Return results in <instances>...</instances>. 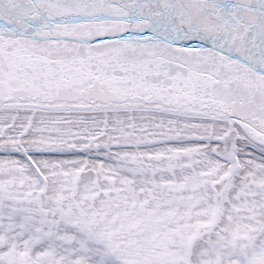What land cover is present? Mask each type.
I'll use <instances>...</instances> for the list:
<instances>
[{"label": "snow or ice", "instance_id": "6c2138e0", "mask_svg": "<svg viewBox=\"0 0 264 264\" xmlns=\"http://www.w3.org/2000/svg\"><path fill=\"white\" fill-rule=\"evenodd\" d=\"M0 264H264V0H0Z\"/></svg>", "mask_w": 264, "mask_h": 264}]
</instances>
